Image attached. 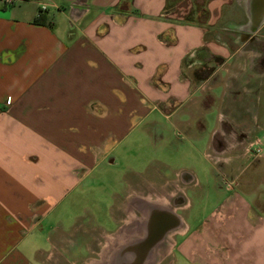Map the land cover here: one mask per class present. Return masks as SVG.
Wrapping results in <instances>:
<instances>
[{"label":"crops","instance_id":"1","mask_svg":"<svg viewBox=\"0 0 264 264\" xmlns=\"http://www.w3.org/2000/svg\"><path fill=\"white\" fill-rule=\"evenodd\" d=\"M261 5L0 0V264H80L76 245L90 253L82 264H97L126 238L120 225L138 199L179 221L167 255L264 264ZM39 12L44 25L33 23ZM137 134L156 150L148 170L128 168L122 194L110 192V215H126L115 234L66 218ZM178 136L194 159L168 172L155 155Z\"/></svg>","mask_w":264,"mask_h":264},{"label":"rangeland","instance_id":"2","mask_svg":"<svg viewBox=\"0 0 264 264\" xmlns=\"http://www.w3.org/2000/svg\"><path fill=\"white\" fill-rule=\"evenodd\" d=\"M135 142L132 141L127 143V155L122 156L116 166L104 167L102 171H96L93 178V184L91 186V192H86L84 196H80L79 205L76 206L71 212V215H66V218H70L73 216H77L82 221H90L92 220L91 227L98 226L105 229L106 232H111L115 234V230L119 227L118 219L122 217L120 213H115L110 215V205H111V197L109 195L113 192H117L122 194V190L124 187V183L122 180L123 175L127 172L128 168L132 166H136L138 172H142L143 170H148L151 167L150 159L154 158V151L156 148L152 145L151 137L148 139L144 136H135ZM176 140L179 144H173L169 146L164 152H156V157L166 163V170L169 172L171 169H184L186 167L191 166V161L194 159L187 152L186 145H182L181 137L178 136ZM130 152V153H129ZM132 153L138 155V168L134 163V159L131 157ZM169 169V170H168ZM140 178L138 177V188L147 189V185L149 184H141ZM92 183V182H91ZM111 192V193H110ZM82 197V198H81ZM173 203V202H172ZM214 205V199H210L206 201L205 205H203L204 212L211 209ZM115 218V219H113ZM177 238V237H176ZM96 244V243H95ZM99 246H92L91 250L98 252ZM74 252L76 253V258L79 259L80 264L83 263L84 258L90 255L85 248L80 249L78 245L73 246ZM167 251L165 253L162 252V256H156V263L160 262V260L167 255ZM61 260V259H60ZM51 264H65L63 260L59 262H53ZM165 262V263H164ZM163 262V264H187L184 262L181 256L174 253L173 255H169V257Z\"/></svg>","mask_w":264,"mask_h":264},{"label":"flooded vegetation","instance_id":"3","mask_svg":"<svg viewBox=\"0 0 264 264\" xmlns=\"http://www.w3.org/2000/svg\"><path fill=\"white\" fill-rule=\"evenodd\" d=\"M171 212V209H160L152 204L142 208L141 200L138 199L135 214H128L127 224H119L126 226V238L123 242L116 241L113 245L111 243L110 247L107 246V256L95 255L98 260L100 259L97 264H163L169 255L164 256L158 263L156 256H162V252L167 251L169 236L180 226ZM121 215L126 218L125 214ZM82 248L80 246V249ZM98 251L100 252V248Z\"/></svg>","mask_w":264,"mask_h":264},{"label":"trees","instance_id":"4","mask_svg":"<svg viewBox=\"0 0 264 264\" xmlns=\"http://www.w3.org/2000/svg\"><path fill=\"white\" fill-rule=\"evenodd\" d=\"M41 13L42 12H39L38 17L33 21L35 25H44V16Z\"/></svg>","mask_w":264,"mask_h":264},{"label":"water","instance_id":"5","mask_svg":"<svg viewBox=\"0 0 264 264\" xmlns=\"http://www.w3.org/2000/svg\"><path fill=\"white\" fill-rule=\"evenodd\" d=\"M261 10H262V12H264V0H261Z\"/></svg>","mask_w":264,"mask_h":264},{"label":"built area","instance_id":"6","mask_svg":"<svg viewBox=\"0 0 264 264\" xmlns=\"http://www.w3.org/2000/svg\"><path fill=\"white\" fill-rule=\"evenodd\" d=\"M8 1H11V0H8ZM44 9V8H43Z\"/></svg>","mask_w":264,"mask_h":264}]
</instances>
